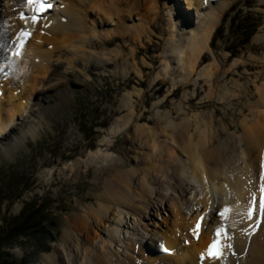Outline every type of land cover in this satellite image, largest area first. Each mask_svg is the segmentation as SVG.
Segmentation results:
<instances>
[{
	"label": "bare ground",
	"instance_id": "obj_1",
	"mask_svg": "<svg viewBox=\"0 0 264 264\" xmlns=\"http://www.w3.org/2000/svg\"><path fill=\"white\" fill-rule=\"evenodd\" d=\"M8 1L15 6L16 12L6 15V25L12 24H8L11 36L0 32V50L4 45L9 46L7 54L0 58V154L5 157L10 156L26 136L34 134L49 108L58 100L66 101L64 85L50 79L52 63L72 68L74 61L87 65L96 59L97 64L104 66L107 61L103 59H106L114 67L122 65V61L114 59L120 56V47L106 50L102 46L105 41L115 35H128L138 44L148 41L153 34L151 28L164 11L170 28L165 40L167 52L152 83L169 78L174 88L196 76L195 79L207 85L217 84L219 89L211 90L209 86L208 99L213 96L227 102L237 96L235 89L237 92L242 89L236 82L231 87H220L213 81L219 72L215 58L205 66H198L202 54L210 49V40L223 15L224 2L215 7L216 0H183L184 11L193 12L189 14L194 17L190 22L185 13L169 7L174 0H50L51 9L33 24L30 19L20 18V13L25 17L31 14L30 4L25 0ZM258 2L264 5V0ZM122 12L133 14L140 23L129 28L121 24L122 19L127 20ZM113 19L117 20L115 27L107 28L106 23ZM95 21L104 28L95 29ZM21 31H27L30 36L18 48L23 39L19 36ZM92 39L102 45L98 46ZM92 48L96 51H91ZM17 50L19 55H13ZM133 71L137 77L141 76L135 65ZM172 74L176 77H171ZM262 78L263 82L254 86L256 101L247 100L248 109L252 108L251 117L234 129L241 134H228L222 139L218 137L222 133L217 136L213 131L212 118L204 119L198 114L173 120L168 113L154 112V126H140L139 115L135 114L130 98H140L142 92L134 89L125 95L121 108L127 114L115 122L107 137L120 133L129 139L134 154L131 169L108 171L94 204L83 210L85 215L68 220L66 233L69 236L65 233L64 245L59 251L42 257V262L134 264L131 254L138 253L137 260L147 264H264V222L249 237L246 231L254 221H248L244 215L253 196L257 198L256 215H259L261 173L264 172ZM241 92L246 94V90ZM20 118L22 122L15 127ZM101 143L105 151L112 148L107 138ZM105 151L89 154L86 165L101 167L111 162L112 157ZM100 167L98 174L104 169ZM156 205L159 206L158 217L169 214L158 222L155 220L150 229V225H143L142 218L147 215V209ZM224 207L230 209L225 223L232 237L228 241L232 248L225 249L222 260L209 259L206 255L201 261L200 254L211 241L215 227L221 223L216 213ZM69 210L77 211L75 208ZM201 216L204 219L199 238H196L192 229ZM128 219L130 224L126 225ZM140 224L144 235L151 233L156 238L158 247L153 251L146 249L144 244L139 250L134 248L137 244L134 236L139 233ZM139 234L140 239L144 238ZM161 245L171 254L165 255ZM120 246L122 252L119 254L124 256L116 262Z\"/></svg>",
	"mask_w": 264,
	"mask_h": 264
},
{
	"label": "rangeland",
	"instance_id": "obj_2",
	"mask_svg": "<svg viewBox=\"0 0 264 264\" xmlns=\"http://www.w3.org/2000/svg\"><path fill=\"white\" fill-rule=\"evenodd\" d=\"M216 1L218 4L215 7L224 2L225 7L221 9L223 15L210 40V49L202 54L198 66H205L215 58L219 72L213 81L220 87H231L236 82L242 86L241 91L246 90L247 95L235 89L237 96L229 102L218 101L213 96L208 99L209 86L213 90L217 84L207 85L195 79L196 76L174 88H171L169 78L152 83L167 52L165 40L170 28L166 22V11L162 12L156 25L151 26L153 34L148 41L138 44L128 35H115L110 41H105L108 44L102 45L92 39L106 50L120 47V56L114 59L122 61V65L114 67L106 59H103L107 61L104 66L97 64L96 59L87 65L74 61L72 68L52 63L50 79L64 85L66 101L58 100L55 106L49 108L34 134L26 136L10 156L0 154V264H44L42 257L59 251L64 245L68 220L85 215L83 210L94 204L108 171L131 169L134 154L131 153L129 139L120 133L109 138L107 132L127 114L121 108L122 98L134 89L142 92L140 98H130L135 114L139 115L140 126H154V112L168 113L173 120L198 114L204 119L212 118L213 131L217 136L223 134L218 136L219 139L228 134H241L234 129L239 128L245 118L251 117L249 111L252 108L248 109L247 100L250 103L256 101L254 86L263 82L264 77V5L258 0ZM9 2L0 0V32L7 37L11 36L8 31L12 24L9 22L6 25V15L16 12L15 6ZM169 7L178 13H185L193 22L194 17L190 16L193 12L184 11L183 0H174ZM123 15L127 16V20L122 19L121 24L125 23L128 28L140 23L133 14L122 12ZM99 24L95 21L94 28H104V25L100 28ZM116 24L117 20L113 19L106 23V27L113 29ZM8 48L6 45L2 47L0 58L7 54ZM134 65L141 71L140 77L135 75ZM174 76L172 74L171 77ZM23 117L28 118L27 115ZM22 120L18 119L14 126L18 127ZM229 128L231 131L227 130ZM104 138L112 146L108 151L101 143ZM97 151L108 153L112 157L111 162L101 167L87 166L89 154ZM99 167L104 168L100 175ZM30 213L37 219L46 220L39 231L30 228L21 231L20 235L7 232ZM158 214L159 206H151L142 218L143 225L148 224L152 229L155 220L158 222L159 218L162 220L161 217H167L169 213L161 217ZM128 223L129 219L126 225ZM139 227V233L144 238L140 239L139 233L134 236L137 243L135 250L144 244L146 249L153 251L158 247L155 236L151 233L144 235L142 224ZM121 250L120 246L116 262L124 256L119 254ZM131 255L134 264H147L137 260L138 253Z\"/></svg>",
	"mask_w": 264,
	"mask_h": 264
},
{
	"label": "snow or ice",
	"instance_id": "obj_3",
	"mask_svg": "<svg viewBox=\"0 0 264 264\" xmlns=\"http://www.w3.org/2000/svg\"><path fill=\"white\" fill-rule=\"evenodd\" d=\"M28 4H34L37 2V0H27ZM48 8L51 7V5H47ZM44 6L41 5V8L39 11H43ZM37 11L34 9V12ZM21 19L27 20L30 19L33 24L38 22V17L34 14L31 17H25L21 15ZM30 34L27 31H21L19 33V36L22 37L20 41V45L17 47L19 48L23 44V40L26 39ZM13 55H19V51L13 52ZM262 168H264V165H262ZM256 197L253 196L252 200L249 202V206L247 207L246 215L248 221H254V224L250 225V229L246 231V234L250 237L255 233V231L258 229L259 225L264 222V172L261 173V185H260V197H259V215H256ZM230 212V209L228 207H224L219 212L216 213L218 217L221 218V223L215 227L212 233V239L208 243L206 249L204 252L200 254V259L203 261L205 259V256L209 259L213 260H222L224 258L225 249H231L232 245L231 243H228L232 239V237L227 232V225L225 221L227 220V215ZM204 219L203 216L197 219L192 231L194 236L196 238H199V233L201 229V221ZM161 250L164 252H169L168 249H165L163 245H161Z\"/></svg>",
	"mask_w": 264,
	"mask_h": 264
},
{
	"label": "trees",
	"instance_id": "obj_4",
	"mask_svg": "<svg viewBox=\"0 0 264 264\" xmlns=\"http://www.w3.org/2000/svg\"><path fill=\"white\" fill-rule=\"evenodd\" d=\"M45 219H37L35 215H32V213L25 215L22 220L17 222L15 226H12L10 231L8 230L7 232L9 233H18L20 235L21 231H25L28 229H32L33 231H39L40 227L43 226V223L45 222ZM1 231V229H0ZM19 231V232H18ZM17 235V234H16Z\"/></svg>",
	"mask_w": 264,
	"mask_h": 264
}]
</instances>
